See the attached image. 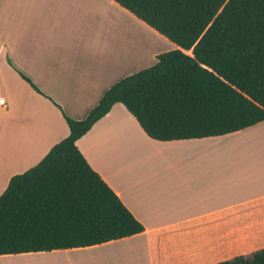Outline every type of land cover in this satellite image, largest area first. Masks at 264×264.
<instances>
[{
    "label": "crops",
    "instance_id": "1",
    "mask_svg": "<svg viewBox=\"0 0 264 264\" xmlns=\"http://www.w3.org/2000/svg\"><path fill=\"white\" fill-rule=\"evenodd\" d=\"M142 26L114 0H0V121L12 127L8 143L0 141V172L34 164L68 132L59 108L20 72L67 114L84 117L146 55L131 34ZM75 143L144 230L0 254V264H210L243 243L264 246V119L221 135L157 140L116 102ZM36 254L51 261H13Z\"/></svg>",
    "mask_w": 264,
    "mask_h": 264
},
{
    "label": "trees",
    "instance_id": "2",
    "mask_svg": "<svg viewBox=\"0 0 264 264\" xmlns=\"http://www.w3.org/2000/svg\"><path fill=\"white\" fill-rule=\"evenodd\" d=\"M114 1L175 46L111 83L81 118L20 72L59 108L68 132L0 192V254L86 247L144 230L75 143L114 103L157 140L221 135L264 119V0ZM210 264H264V246Z\"/></svg>",
    "mask_w": 264,
    "mask_h": 264
},
{
    "label": "rangeland",
    "instance_id": "3",
    "mask_svg": "<svg viewBox=\"0 0 264 264\" xmlns=\"http://www.w3.org/2000/svg\"><path fill=\"white\" fill-rule=\"evenodd\" d=\"M131 34L133 36H135L137 34V35H139V39H142L143 48L146 45V55L142 54L141 58H140V63L137 65L138 67H132L128 71L127 74L134 72L140 68H144V67H147V66H150L151 64H153L155 61V59H154V53L155 52L167 50V49L173 48L175 46V44L172 41H170L169 39L164 37L162 34L158 33L156 30L154 31L150 26H147V28H145L143 26H142V28H139V27L134 28L133 27L131 30ZM0 126H2V132H1V128H0V141H2L3 145H6V143H8L7 141L10 139L8 136L11 132V129H10L11 125L9 122L7 123L4 120L3 122L0 121ZM29 166H30L29 164L22 165L20 163V165L12 166L9 170H4V171L0 172V192L5 188V186L7 185V182H8V180L12 174H14L16 172L23 171ZM15 168H19V169L15 170ZM9 171H11V173L8 175L7 172H9ZM243 246L244 247L242 249H240V250L238 249V251H239L238 254H247L250 251L256 249L253 247L254 245L249 246V244H246V243H243ZM43 255L44 254H40V255L36 254V255H31L28 258H22V259L18 258V260H13V261H51L49 259H45L43 257ZM96 262L99 263V261H81V264H93V263L95 264Z\"/></svg>",
    "mask_w": 264,
    "mask_h": 264
},
{
    "label": "built area",
    "instance_id": "4",
    "mask_svg": "<svg viewBox=\"0 0 264 264\" xmlns=\"http://www.w3.org/2000/svg\"><path fill=\"white\" fill-rule=\"evenodd\" d=\"M5 104H6L5 98L2 95H0V106H4Z\"/></svg>",
    "mask_w": 264,
    "mask_h": 264
}]
</instances>
